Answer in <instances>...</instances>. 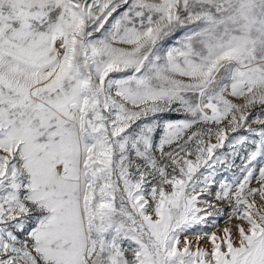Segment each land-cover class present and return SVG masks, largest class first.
I'll return each mask as SVG.
<instances>
[{"label":"snow or ice","instance_id":"snow-or-ice-1","mask_svg":"<svg viewBox=\"0 0 264 264\" xmlns=\"http://www.w3.org/2000/svg\"><path fill=\"white\" fill-rule=\"evenodd\" d=\"M0 264H264V0H0Z\"/></svg>","mask_w":264,"mask_h":264}]
</instances>
